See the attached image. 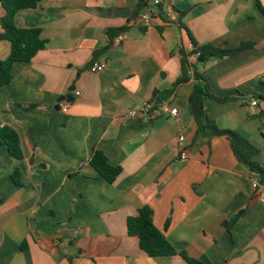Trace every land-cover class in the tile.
Wrapping results in <instances>:
<instances>
[{"label": "crops", "instance_id": "1", "mask_svg": "<svg viewBox=\"0 0 264 264\" xmlns=\"http://www.w3.org/2000/svg\"><path fill=\"white\" fill-rule=\"evenodd\" d=\"M258 1L264 6V0H163L150 24L140 0H42L17 13L16 25L40 28L47 43L31 61L14 63L11 81L0 88V127L16 129L24 153L17 184L19 162L0 142V264H188L179 254L149 256L128 234V217L145 205L178 251L207 264H264V204L229 141L210 128L196 133L193 72L161 102L177 108L180 121L130 115L181 76L182 50L251 42L198 67L217 97L231 98L204 96L207 118L247 137L259 148L253 159L264 164ZM5 13L0 3V17ZM121 28L126 38L115 44L118 34L111 40L109 33ZM10 51V42L0 40V58ZM188 59L197 63L195 55ZM94 60L104 61L105 70L91 72ZM182 133L187 159L179 157ZM95 150L122 168L114 182L91 166Z\"/></svg>", "mask_w": 264, "mask_h": 264}, {"label": "trees", "instance_id": "2", "mask_svg": "<svg viewBox=\"0 0 264 264\" xmlns=\"http://www.w3.org/2000/svg\"><path fill=\"white\" fill-rule=\"evenodd\" d=\"M42 0H0V3L6 10L3 17H0V40H8L11 44V51L7 58H0V88L8 84L12 79V67L16 62H29L42 49L45 48L47 40L41 35V29L37 27L23 28L18 27L15 22L17 13L21 10L33 9L38 6ZM149 0H140V6H146ZM162 4V3H161ZM158 7H162V5ZM260 10L264 13V6L258 1ZM121 28L118 31H110L109 36L112 40L115 35L124 31ZM251 42H244L237 48L218 47L212 43L198 45L193 44V50L187 52L181 51L182 74L173 83L171 88L156 91L154 99L161 103L171 96L176 88L190 79L189 72H193L196 83L189 96V107L196 121V133L210 128L214 136L225 137L230 144L235 158L244 164L251 172L252 177H256L264 184V164L253 159L259 148L253 144L247 137L237 130L224 129L217 126L214 120L208 119L204 108V96L208 95L218 101L224 102L230 100V97H217L207 80V77L199 70L198 64H203L211 58H223L234 55L244 49L251 48ZM103 49L96 51L100 53ZM190 55L197 57V63H191L188 59ZM264 114V110H262ZM0 142L5 145L12 158L19 164L12 174L15 183L21 184L20 172L24 167V153L21 145L19 133L13 127L4 125L0 127ZM91 166L108 182H114L121 173L122 168L118 165L109 163L107 156L101 150L93 151L90 157ZM127 231L131 236L138 238L140 249L152 257L181 255L188 264H207L198 258L191 257L186 251H178L176 247L168 240L165 233L154 223V212L152 208L145 205L139 208L136 215L129 216L127 220Z\"/></svg>", "mask_w": 264, "mask_h": 264}, {"label": "built area", "instance_id": "3", "mask_svg": "<svg viewBox=\"0 0 264 264\" xmlns=\"http://www.w3.org/2000/svg\"><path fill=\"white\" fill-rule=\"evenodd\" d=\"M163 0H149L148 4L146 5V12L142 15V18L144 19L146 24H150L152 18L157 12L158 6L162 3ZM167 17L170 20H175L176 16L173 15L171 12L167 13ZM126 38V33H119L115 38H114V43L119 44L121 43L124 39ZM190 50H193V46H190ZM106 68V63L104 61L100 60H94L90 65H89V70L91 72H102ZM75 94L80 95L81 91L80 90H75ZM258 100L253 99L251 101L252 105H258ZM62 111L67 112L69 108V103H63L62 104ZM139 114H143L148 121H151L155 118H157L160 115H168L176 120L180 121V114L179 110L175 107H171L167 103H157L156 101H151L145 103V105L140 109V110H132L130 112L131 116H136ZM179 157L181 159H187L188 153H187V145H186V136L182 133L179 136ZM252 186L257 192V197L260 202L264 204V184L261 183L256 177H252ZM57 244H60L59 241L56 242Z\"/></svg>", "mask_w": 264, "mask_h": 264}, {"label": "water", "instance_id": "4", "mask_svg": "<svg viewBox=\"0 0 264 264\" xmlns=\"http://www.w3.org/2000/svg\"><path fill=\"white\" fill-rule=\"evenodd\" d=\"M69 245H70V247H71V250H73V243L72 242H69Z\"/></svg>", "mask_w": 264, "mask_h": 264}]
</instances>
